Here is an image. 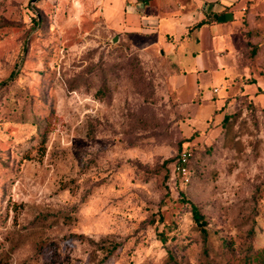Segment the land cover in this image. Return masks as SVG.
<instances>
[{
  "label": "rangeland",
  "instance_id": "obj_1",
  "mask_svg": "<svg viewBox=\"0 0 264 264\" xmlns=\"http://www.w3.org/2000/svg\"><path fill=\"white\" fill-rule=\"evenodd\" d=\"M75 1L0 0V264H218L224 240L262 247L264 97L237 87L200 127L157 44Z\"/></svg>",
  "mask_w": 264,
  "mask_h": 264
},
{
  "label": "crops",
  "instance_id": "obj_2",
  "mask_svg": "<svg viewBox=\"0 0 264 264\" xmlns=\"http://www.w3.org/2000/svg\"><path fill=\"white\" fill-rule=\"evenodd\" d=\"M86 3L116 33L141 34L157 44L169 60L176 99L200 127L215 110L223 111L228 97L236 99L237 87L243 96L264 97V0Z\"/></svg>",
  "mask_w": 264,
  "mask_h": 264
},
{
  "label": "trees",
  "instance_id": "obj_3",
  "mask_svg": "<svg viewBox=\"0 0 264 264\" xmlns=\"http://www.w3.org/2000/svg\"><path fill=\"white\" fill-rule=\"evenodd\" d=\"M224 118H226V116ZM184 149L190 150L189 148H184ZM181 151L178 152L175 162L178 160V157H179V154L181 153ZM190 152H191V150H190ZM191 155H192V152H191ZM190 159H191V156L187 162L188 169H189ZM174 163H173V165H174ZM173 171H174V168H173ZM189 177H190V169H189ZM189 182H190V178H189V181L187 183H189ZM187 183H185V184H187ZM181 199L183 202L189 203L192 219H193L195 225L197 226L199 232H201L203 235V242H204V246H205L204 253L208 254V252H209L208 230H207V228H205V225H206L205 216L200 212V209H199L197 204L186 200L183 196H181ZM248 236H250V235H248ZM244 245L245 246L242 248V250L237 251V250H234L230 246V242H227L224 240L223 246L225 247L226 250L229 251V255L226 256L224 258V260L218 264H264V245L260 248H255V247H253L251 241L248 238H247L246 243ZM206 254H205V256H207ZM167 262H168L167 264H180L178 262V260H176L174 258V256L172 255L171 252H169V254H168V261ZM209 264H211V261H209Z\"/></svg>",
  "mask_w": 264,
  "mask_h": 264
},
{
  "label": "built area",
  "instance_id": "obj_4",
  "mask_svg": "<svg viewBox=\"0 0 264 264\" xmlns=\"http://www.w3.org/2000/svg\"><path fill=\"white\" fill-rule=\"evenodd\" d=\"M216 88H214V91ZM191 156V152L188 149H183L179 154L178 160L174 163L173 168L174 171L181 178L183 183H187L189 181V169L187 167V162Z\"/></svg>",
  "mask_w": 264,
  "mask_h": 264
},
{
  "label": "water",
  "instance_id": "obj_5",
  "mask_svg": "<svg viewBox=\"0 0 264 264\" xmlns=\"http://www.w3.org/2000/svg\"><path fill=\"white\" fill-rule=\"evenodd\" d=\"M117 40V36H114L112 39H111V42H115Z\"/></svg>",
  "mask_w": 264,
  "mask_h": 264
}]
</instances>
